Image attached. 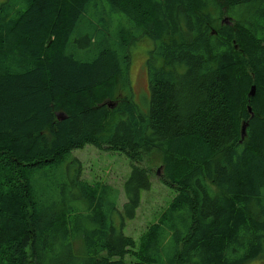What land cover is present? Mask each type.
I'll return each instance as SVG.
<instances>
[{
  "label": "trees",
  "instance_id": "obj_1",
  "mask_svg": "<svg viewBox=\"0 0 264 264\" xmlns=\"http://www.w3.org/2000/svg\"><path fill=\"white\" fill-rule=\"evenodd\" d=\"M141 37L152 42L145 111L129 68ZM86 145L128 159L121 210L115 187L81 178L71 153ZM152 152L175 194L136 249L123 229L150 186L138 164ZM263 254L264 0L1 4L0 264H244Z\"/></svg>",
  "mask_w": 264,
  "mask_h": 264
},
{
  "label": "rangeland",
  "instance_id": "obj_2",
  "mask_svg": "<svg viewBox=\"0 0 264 264\" xmlns=\"http://www.w3.org/2000/svg\"><path fill=\"white\" fill-rule=\"evenodd\" d=\"M5 0H0V6ZM252 3L240 8L243 14L253 9ZM152 42L141 37L134 40L130 47V86L134 102L139 106L141 111L148 107V89L146 76V56L147 51L151 48ZM122 92V90H121ZM120 87H116L115 96L112 99H106L105 104L111 110L113 103L120 97ZM71 156L79 161L81 167V178L84 181L93 184L96 182L106 183L115 187L120 195L118 198V207L121 210L126 199L123 195V184L130 172V163L128 159L119 152L107 151L92 145H86L82 149L73 150ZM145 167L150 172V186L140 191L139 206L131 218H125L123 232L131 236L136 245L139 247V239L147 226L158 219L161 211L167 206L175 192L172 188L162 183L163 170L161 168V158L156 152L148 155L143 163L138 164ZM73 253L76 255L83 253L81 238L73 242ZM29 251L27 250V255ZM128 258V257H127ZM244 264H264V254L246 261Z\"/></svg>",
  "mask_w": 264,
  "mask_h": 264
},
{
  "label": "water",
  "instance_id": "obj_3",
  "mask_svg": "<svg viewBox=\"0 0 264 264\" xmlns=\"http://www.w3.org/2000/svg\"><path fill=\"white\" fill-rule=\"evenodd\" d=\"M254 93H255V86H252L249 93H248L249 94L248 96L252 97V96H254ZM248 111H250V108H248ZM244 129H245V125L242 126V130H241L242 135L244 134Z\"/></svg>",
  "mask_w": 264,
  "mask_h": 264
}]
</instances>
